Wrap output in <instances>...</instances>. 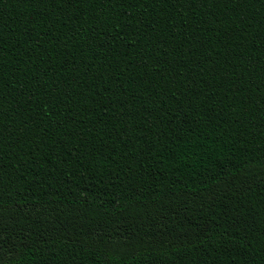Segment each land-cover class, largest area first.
I'll return each instance as SVG.
<instances>
[{
  "label": "trees",
  "instance_id": "16d2710c",
  "mask_svg": "<svg viewBox=\"0 0 264 264\" xmlns=\"http://www.w3.org/2000/svg\"><path fill=\"white\" fill-rule=\"evenodd\" d=\"M0 246L264 264V0H0Z\"/></svg>",
  "mask_w": 264,
  "mask_h": 264
},
{
  "label": "snow or ice",
  "instance_id": "6c2138e0",
  "mask_svg": "<svg viewBox=\"0 0 264 264\" xmlns=\"http://www.w3.org/2000/svg\"><path fill=\"white\" fill-rule=\"evenodd\" d=\"M252 183H255V181L249 180V181L245 182V184L242 186V188L240 190H242V191L250 190ZM9 251H11V249H9ZM0 253H3V247L2 246H0ZM0 264H4L3 255H0Z\"/></svg>",
  "mask_w": 264,
  "mask_h": 264
}]
</instances>
